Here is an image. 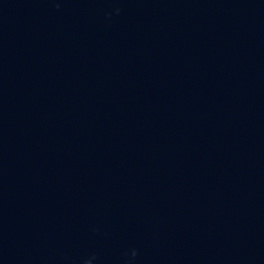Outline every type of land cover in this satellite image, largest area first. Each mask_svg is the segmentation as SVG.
I'll return each mask as SVG.
<instances>
[{
    "label": "water",
    "instance_id": "95a60500",
    "mask_svg": "<svg viewBox=\"0 0 264 264\" xmlns=\"http://www.w3.org/2000/svg\"><path fill=\"white\" fill-rule=\"evenodd\" d=\"M0 264H264V0H0Z\"/></svg>",
    "mask_w": 264,
    "mask_h": 264
}]
</instances>
